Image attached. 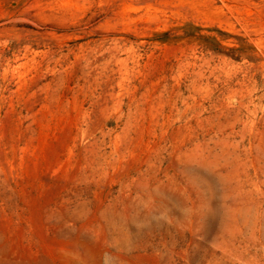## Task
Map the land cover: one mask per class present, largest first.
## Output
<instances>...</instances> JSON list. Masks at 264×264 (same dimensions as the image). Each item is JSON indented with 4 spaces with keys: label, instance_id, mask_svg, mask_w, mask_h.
I'll return each mask as SVG.
<instances>
[{
    "label": "rangeland",
    "instance_id": "obj_1",
    "mask_svg": "<svg viewBox=\"0 0 264 264\" xmlns=\"http://www.w3.org/2000/svg\"><path fill=\"white\" fill-rule=\"evenodd\" d=\"M0 264H264V0H0Z\"/></svg>",
    "mask_w": 264,
    "mask_h": 264
}]
</instances>
